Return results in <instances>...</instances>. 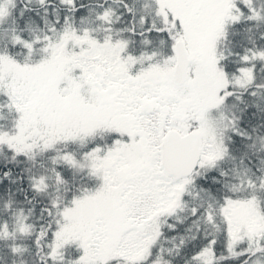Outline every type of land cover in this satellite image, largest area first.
Here are the masks:
<instances>
[{
	"label": "snow or ice",
	"instance_id": "6c2138e0",
	"mask_svg": "<svg viewBox=\"0 0 264 264\" xmlns=\"http://www.w3.org/2000/svg\"><path fill=\"white\" fill-rule=\"evenodd\" d=\"M0 264H264V0H0Z\"/></svg>",
	"mask_w": 264,
	"mask_h": 264
}]
</instances>
